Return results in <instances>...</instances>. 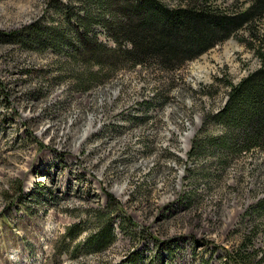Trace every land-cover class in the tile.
<instances>
[{
	"label": "rangeland",
	"instance_id": "rangeland-1",
	"mask_svg": "<svg viewBox=\"0 0 264 264\" xmlns=\"http://www.w3.org/2000/svg\"><path fill=\"white\" fill-rule=\"evenodd\" d=\"M51 3L0 0V264H127L134 251L143 264H264V214L250 212L264 195V150L216 169L188 158L228 84L261 65L245 43L255 35L234 33L171 72L118 67L81 89L66 55L17 41L60 21ZM202 165L213 175L198 177ZM98 214L115 239L87 253Z\"/></svg>",
	"mask_w": 264,
	"mask_h": 264
},
{
	"label": "trees",
	"instance_id": "trees-1",
	"mask_svg": "<svg viewBox=\"0 0 264 264\" xmlns=\"http://www.w3.org/2000/svg\"><path fill=\"white\" fill-rule=\"evenodd\" d=\"M51 8L60 15L58 23L35 22L26 33H20L25 39L16 40L32 49L66 55L80 68L72 79L81 89H89L95 85L93 81L118 67L153 66L171 72L234 33L245 30L255 35L257 45L242 41L256 53L261 65L228 84L224 104L205 118L188 158L204 160L216 169L228 164L230 156L264 150V28H258L264 22V0H244L242 6L217 0H177L175 4L166 0H52ZM100 31L112 44L99 39ZM12 33L6 36L19 35ZM209 123L218 131L208 132L205 126ZM208 168L202 165L198 177L213 175ZM250 210L264 214V195ZM97 219V230L83 243L87 253L101 252L115 239L110 217L98 214ZM123 225L129 224H122L125 230ZM72 229L68 228L66 237L75 239L81 230ZM142 255L130 252L124 263L143 264Z\"/></svg>",
	"mask_w": 264,
	"mask_h": 264
}]
</instances>
